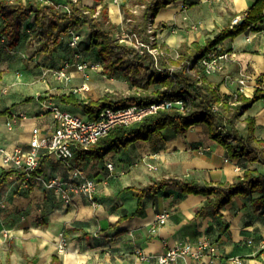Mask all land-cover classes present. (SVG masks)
<instances>
[{"label": "crops", "instance_id": "0c3cea01", "mask_svg": "<svg viewBox=\"0 0 264 264\" xmlns=\"http://www.w3.org/2000/svg\"><path fill=\"white\" fill-rule=\"evenodd\" d=\"M254 1L174 0L162 7L153 20L165 56L177 58L184 43L206 44L208 38L233 25L234 18L242 19ZM81 2L98 10L106 2L111 20L122 28L129 22L124 6L136 13L143 8L137 0ZM34 22L35 15L31 14L22 28ZM223 48L233 49L237 55L221 72L208 75L221 93L241 92L252 98L260 79L264 91V19L225 40ZM46 105H19L13 96L2 95L0 143L9 149L24 147L34 127L42 134L51 130L54 118L45 111ZM10 111L28 116L13 131L6 126ZM246 118L254 119V134L264 139V97L244 109L237 123L241 135L248 133ZM46 158L40 181L25 186L19 175H13L0 188V264H157L141 259L136 250L157 255L180 243H197L200 239L215 243L217 251L212 260L206 253L201 260L187 258L188 264H264V202L260 192L234 196L217 215L203 208L213 194L170 188L140 199L134 191L171 175L218 183L233 181L248 167L264 173L262 163L231 158L228 150L210 137L204 122L191 125L184 133L166 128L150 140L138 139L101 159L87 160L81 168L98 181L97 205L83 194L73 193L72 203L65 206L62 198L45 187V180L67 178L70 172L51 156ZM108 161L114 163L113 173L105 165ZM3 169L0 155V175ZM161 212L169 216L153 232ZM65 240V253H60L58 248Z\"/></svg>", "mask_w": 264, "mask_h": 264}, {"label": "trees", "instance_id": "16d2710c", "mask_svg": "<svg viewBox=\"0 0 264 264\" xmlns=\"http://www.w3.org/2000/svg\"><path fill=\"white\" fill-rule=\"evenodd\" d=\"M0 0V33L4 35L11 46L17 44L24 21L35 15V22L29 25V30L41 35L42 52L52 54L61 37L69 29L80 30L87 26L90 30V44L97 47V54L103 63V72L115 75L121 72L130 77H137L145 72L151 73L152 82L160 86L149 92H134L126 97L112 98L103 96L99 99L83 98L76 92L60 94L59 99L65 104L80 106L90 118H96L107 107L121 108L131 105H149L163 100H183L184 108L177 106L160 108L156 113L128 125L112 128L106 135L88 148L75 149V163L82 167L87 160L103 158L108 152L119 150L138 139L150 140L159 135L163 129L169 128L184 133L188 128L200 122L208 125L212 139L223 145L231 158H246L250 162L264 164V139H258L255 134L254 119L246 118L248 133L241 135L237 123L244 109L253 101L264 97L260 79L252 98L243 93L236 95L222 94L219 85L211 82L203 68L197 62L208 53L224 50L223 43L234 38L249 27H255L264 19V0H255L245 16L237 24L227 26L214 37L207 39L206 44H182L177 58L163 56L158 66L153 56L143 48L118 38L121 27L113 22L109 15L108 4L102 2L100 9L83 5L81 0ZM63 1L68 4L70 12L57 4ZM143 8L140 13L124 6L126 20L129 19V32L138 35L141 41L147 43L150 33L148 22L159 10L174 0H137ZM66 22L61 28V22ZM173 67V69H171ZM217 106V109L215 108ZM47 156H44L40 166L33 172L32 179L44 171ZM13 175L25 179V173L19 169H3L0 175V188ZM33 182V181H32ZM31 188V186H30ZM177 188L183 193L214 195L204 205V209L212 210L220 215L221 208L236 195L260 192V200L264 202V173L252 167L244 170L240 177L229 182H200L195 178H184L171 175L151 182L141 188H134L140 199L150 193Z\"/></svg>", "mask_w": 264, "mask_h": 264}, {"label": "built area", "instance_id": "2783aa9c", "mask_svg": "<svg viewBox=\"0 0 264 264\" xmlns=\"http://www.w3.org/2000/svg\"><path fill=\"white\" fill-rule=\"evenodd\" d=\"M52 2L51 0H41ZM77 1V0H74ZM57 7L70 12L68 4L58 3ZM241 17H236L233 24H237ZM158 26L151 19L148 22L147 31L150 33L147 43L140 40L134 32H119L118 38L121 41H126L133 44L140 51L143 48L153 56L157 66L159 60L166 55L158 41L156 29ZM69 36V46L71 48V56L57 68H49V72L57 76L62 81H69L72 78V68H76L83 73L88 69H93L103 72L102 61H88L82 58L80 52V43L85 40L84 34L74 28L67 32ZM0 46H5L8 50V39L0 33ZM237 53L235 50H214L201 58L197 65L203 68L204 72L214 74L221 72L226 63L235 59ZM173 69V67H171ZM243 83L244 80H241ZM7 93V89H0V97ZM177 106L180 109L184 108L183 100H163L154 102L149 105H131L121 108L107 107L94 119H90L86 114L72 112L68 109L61 108L56 104H47L45 111L52 113L54 125L51 130L45 134L41 133L40 128L34 127L32 136L26 146H14L9 149L8 146L0 143V155L2 164L5 169H19L25 173L23 180L25 186H29L32 181H40L41 175L32 179L33 172L40 166L44 156H51L53 159L61 163L70 172L67 178L52 177L45 180V187L53 191L55 195L62 198L65 206H69L73 200V193L83 194L94 205H97L95 193L98 188V181L88 176L84 170L75 163V149L88 148L106 135L112 128L120 125H128L133 122L143 119L149 114L156 113L160 108H168ZM217 109V106H215ZM1 114V109H0ZM28 116L24 112L7 113L6 126L9 131H13L17 124L27 119ZM111 173L114 172L115 166L112 161L105 163ZM169 216L168 212H161L157 215V219L152 226V231L155 232L161 224L165 223ZM64 236V233L61 234ZM67 241H63L58 251L65 253ZM217 251V245L207 239H200L197 243L183 242L180 243L162 254H148L141 249H137V255L146 261L155 260L157 264H188L187 258L201 260L208 253L210 260Z\"/></svg>", "mask_w": 264, "mask_h": 264}, {"label": "rangeland", "instance_id": "374dc122", "mask_svg": "<svg viewBox=\"0 0 264 264\" xmlns=\"http://www.w3.org/2000/svg\"><path fill=\"white\" fill-rule=\"evenodd\" d=\"M63 4V1H60ZM66 22H61L63 28ZM87 29L81 28L82 33ZM130 25L126 23L121 27L122 31H129ZM80 43V52L83 59L99 61L97 47L90 45L89 35L84 34ZM9 50L0 46V85L7 89L4 96L12 97L20 105L49 104L55 102L59 106L68 108L72 112L85 114L80 106L64 105L59 99L60 94L76 92L80 97L99 99L103 96L112 98L126 97L134 92H149L160 85L151 80L152 72L130 77L117 72L109 75L101 71L88 69L85 73L72 68V80L62 81L49 72V68H57L71 56L68 33L63 35L52 54L42 52L43 43L41 35L29 30L28 24L21 28L17 44L10 45ZM101 61V60H100ZM25 113V112H24ZM51 117V115H49ZM52 118V117H51Z\"/></svg>", "mask_w": 264, "mask_h": 264}, {"label": "water", "instance_id": "95a60500", "mask_svg": "<svg viewBox=\"0 0 264 264\" xmlns=\"http://www.w3.org/2000/svg\"><path fill=\"white\" fill-rule=\"evenodd\" d=\"M243 20H244V19L242 18V19H241V22H242Z\"/></svg>", "mask_w": 264, "mask_h": 264}]
</instances>
